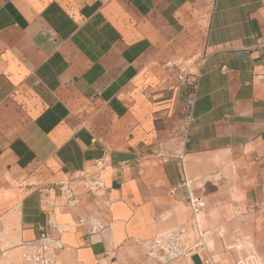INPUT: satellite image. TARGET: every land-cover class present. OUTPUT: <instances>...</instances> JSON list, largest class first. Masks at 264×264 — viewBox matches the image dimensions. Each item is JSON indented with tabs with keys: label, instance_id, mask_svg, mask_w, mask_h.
<instances>
[{
	"label": "crops",
	"instance_id": "obj_1",
	"mask_svg": "<svg viewBox=\"0 0 264 264\" xmlns=\"http://www.w3.org/2000/svg\"><path fill=\"white\" fill-rule=\"evenodd\" d=\"M98 162L106 187L88 193ZM45 197L71 228L57 264H163L142 244L171 230L215 264H261L264 0H0V264H21Z\"/></svg>",
	"mask_w": 264,
	"mask_h": 264
},
{
	"label": "built area",
	"instance_id": "obj_2",
	"mask_svg": "<svg viewBox=\"0 0 264 264\" xmlns=\"http://www.w3.org/2000/svg\"><path fill=\"white\" fill-rule=\"evenodd\" d=\"M196 99V83L195 80L185 79V93L183 98V118L180 125L181 132V154L182 158L186 151V145L190 141V132L193 122V107ZM98 168L93 171H87L82 174L83 185L88 193H96L104 190V165L97 163ZM62 199L64 204L74 207L80 202V196L71 187L66 184L62 185ZM187 202L192 208L195 219L205 208V201L199 196L188 194ZM43 205L47 207V224L41 228V233L33 240L22 242L19 245L21 264H57L59 252L63 249L62 236L71 228L65 224L59 223L56 219L55 208L59 206L56 199L45 197L42 199ZM264 205V204H263ZM100 224L95 222L92 230L97 231ZM51 230H55L57 235H53ZM183 230H171L154 238L152 241L145 242L142 245L147 250L148 255L160 263H169L178 258H188L198 255L201 260L200 264H215L209 256H203L204 244L200 240L194 247L187 248L183 241ZM202 239V238H201ZM247 264H259L251 260Z\"/></svg>",
	"mask_w": 264,
	"mask_h": 264
},
{
	"label": "rangeland",
	"instance_id": "obj_3",
	"mask_svg": "<svg viewBox=\"0 0 264 264\" xmlns=\"http://www.w3.org/2000/svg\"><path fill=\"white\" fill-rule=\"evenodd\" d=\"M193 71H195L194 69H193ZM8 197H12L11 195H7ZM22 196H17V198H16V200H15V204L14 205H16L19 201H20V198H21ZM248 236V235H247ZM241 245H244V246H248L249 245V243L246 241V239L243 241V243L241 244ZM10 254H13V256H14V258H16V259H18V260H21V258H20V249L18 248V249H16L15 251H13V253H10ZM262 258V259H261ZM260 258V263L261 264H264V257H261ZM179 259V258H178ZM178 259H176V260H178ZM176 260H173V261H176ZM172 261V262H173ZM189 262H190V264H200L201 263V260H200V258L198 257V255H196V256H194V257H192V260H189Z\"/></svg>",
	"mask_w": 264,
	"mask_h": 264
}]
</instances>
